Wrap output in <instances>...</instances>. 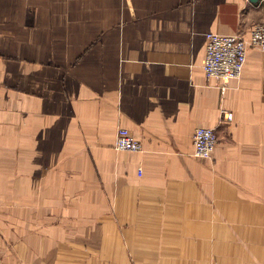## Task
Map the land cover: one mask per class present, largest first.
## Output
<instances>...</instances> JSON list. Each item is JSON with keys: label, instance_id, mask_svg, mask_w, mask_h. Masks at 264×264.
Returning <instances> with one entry per match:
<instances>
[{"label": "crops", "instance_id": "1", "mask_svg": "<svg viewBox=\"0 0 264 264\" xmlns=\"http://www.w3.org/2000/svg\"><path fill=\"white\" fill-rule=\"evenodd\" d=\"M263 19L264 0H0V202L21 215L0 264H264V50L224 93L202 66L208 32ZM79 185L102 210L80 236L45 223Z\"/></svg>", "mask_w": 264, "mask_h": 264}, {"label": "built area", "instance_id": "2", "mask_svg": "<svg viewBox=\"0 0 264 264\" xmlns=\"http://www.w3.org/2000/svg\"><path fill=\"white\" fill-rule=\"evenodd\" d=\"M203 69L209 80H215L222 93L226 91L228 82L242 74L247 60L249 47L264 50V19L255 24L250 35L245 37L238 33L223 34L208 32ZM223 120L232 121L233 111L221 109ZM218 141L214 127L197 126L193 132L194 154L200 158H210ZM115 147L119 150L138 151L141 142L126 127L117 130Z\"/></svg>", "mask_w": 264, "mask_h": 264}, {"label": "rangeland", "instance_id": "3", "mask_svg": "<svg viewBox=\"0 0 264 264\" xmlns=\"http://www.w3.org/2000/svg\"><path fill=\"white\" fill-rule=\"evenodd\" d=\"M212 158H213V154L210 158H204V159H212ZM82 189H85V187H81V185H79L78 192L63 193L61 195L60 205L59 203H56V209H53V207L50 209V207H48L45 210V214H46L45 223L48 224L50 221H53L54 219L52 218L55 215L56 222H60L63 225V228L66 229L71 228L72 230H75V232L79 236L84 234L89 227L92 229L93 228L92 225L94 224L93 221H95L96 219H100L102 216V210L92 208L93 205H96L97 203L96 199L100 197V194L93 195L91 192L86 193L82 191ZM5 196L6 195H0V197L3 198L1 199V201L5 200L4 198ZM8 196L10 197V195ZM15 196L16 195H13L12 197ZM2 204L3 203L0 202V217L6 218L7 217L6 214H10L11 218L13 217L21 218V215L20 213H18V210H8L5 208V204L4 205ZM108 214H110L111 217H115V211L113 210L108 211ZM40 216L42 217V215ZM39 227H41L39 224L33 225L34 229H37Z\"/></svg>", "mask_w": 264, "mask_h": 264}, {"label": "water", "instance_id": "4", "mask_svg": "<svg viewBox=\"0 0 264 264\" xmlns=\"http://www.w3.org/2000/svg\"><path fill=\"white\" fill-rule=\"evenodd\" d=\"M251 1L256 2V1H258V0H251Z\"/></svg>", "mask_w": 264, "mask_h": 264}]
</instances>
